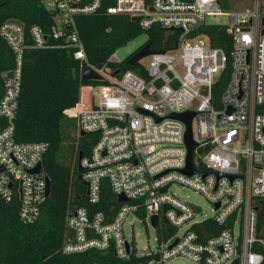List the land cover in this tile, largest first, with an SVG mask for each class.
<instances>
[{
	"label": "built area",
	"instance_id": "obj_1",
	"mask_svg": "<svg viewBox=\"0 0 264 264\" xmlns=\"http://www.w3.org/2000/svg\"><path fill=\"white\" fill-rule=\"evenodd\" d=\"M103 1L42 0L56 24L52 37L69 40L82 61L87 57L75 17L95 12ZM114 1L106 6L109 13L139 18L145 29L154 23L177 29L179 42L174 49L147 56V76L128 69L113 77L109 68L87 66L106 81L82 86L79 102L70 109L78 134L83 130L98 135L81 160L87 195L90 202H98L106 179L116 197L124 194L129 201L121 203L110 221L103 212L73 208L66 234L72 229L75 240L68 242L65 234L63 251L112 249L125 264H170L177 256L193 264H264V3L253 0L251 8L232 10L220 0ZM217 15L228 16L223 25L232 36L230 55L211 46L208 34H193L207 24V16ZM13 19L0 26L14 55L0 97V196L7 202L17 196L19 219L30 224L47 199L45 177L32 170L43 162L48 143L18 141L14 119L26 50L55 44L41 25L27 27ZM108 61L122 60L115 51ZM223 73L226 83L215 98L213 86ZM187 110L195 112L192 131L195 126L197 135L193 132L197 172L190 175L181 171L188 157L186 125L169 117ZM174 183L200 191L213 215L194 219L202 214L201 206L172 191ZM130 213L145 222L158 215L163 222L157 229L158 243L148 253L138 252L134 239L125 235ZM190 220L191 226L177 235V228Z\"/></svg>",
	"mask_w": 264,
	"mask_h": 264
},
{
	"label": "trees",
	"instance_id": "obj_2",
	"mask_svg": "<svg viewBox=\"0 0 264 264\" xmlns=\"http://www.w3.org/2000/svg\"><path fill=\"white\" fill-rule=\"evenodd\" d=\"M233 0H220L224 8ZM114 0H104L101 8L93 13L75 17L78 33L83 43L87 61L74 56L76 47L65 38L55 39L51 33L56 26L53 16L42 0H0V26L10 18L24 22L28 27L39 24L55 46L28 49L25 52L19 105L14 119L18 141H45L48 148L43 156V168L51 179V192L44 202L39 218L30 224L19 219V199L15 196L7 202L0 196V264H125L115 257L112 249L87 250L65 253L66 220L76 207H85L90 214L103 212L112 220L121 207L108 181H102L100 199L89 201L87 187L78 180L77 161L79 151L87 155L98 135L89 133L80 137L76 118L70 109L79 102L81 88L106 81H86L82 70L89 64L97 68H109L112 72L131 69L147 76L142 61L127 63L138 49L150 44L154 51L174 49L180 31L154 23L145 29L139 18L128 14L109 13L107 5ZM142 32L147 40L120 63L108 61L111 53L127 45ZM206 33L209 44L222 47L228 55L233 48L232 36L223 24L207 23L193 34ZM14 55L0 35V97L3 93V72L12 68ZM226 83V74L213 86L215 98ZM141 214V212L139 213ZM143 214V213H142Z\"/></svg>",
	"mask_w": 264,
	"mask_h": 264
},
{
	"label": "rangeland",
	"instance_id": "obj_3",
	"mask_svg": "<svg viewBox=\"0 0 264 264\" xmlns=\"http://www.w3.org/2000/svg\"><path fill=\"white\" fill-rule=\"evenodd\" d=\"M253 0H233L231 9H244L245 7L251 8ZM264 3V0H262ZM207 23H220L226 24L228 22V16L217 15V16H207ZM147 40L146 32H142L135 39L131 40L127 45L119 48L116 51L117 56L120 60H124L130 54H132L138 47L145 43ZM142 63L147 64L148 58L145 57ZM83 89V88H82ZM81 89V90H82ZM82 92V91H81ZM82 96V95H81ZM193 132L196 135V127L194 126ZM171 190L174 191L181 198L192 201L202 208V214H199L194 219H202L204 217H210L213 215V209L210 202L205 198V196L198 190L185 186L180 183H174L171 186ZM192 220L186 222L182 226L177 228V235H181L186 229L191 226ZM163 225V222H160ZM125 235L128 239H134L135 247L140 253H148L150 250L154 249L158 243V230L152 225L151 221H143L141 218L130 213L124 223ZM170 264H193L190 260L177 256L170 260Z\"/></svg>",
	"mask_w": 264,
	"mask_h": 264
},
{
	"label": "water",
	"instance_id": "obj_4",
	"mask_svg": "<svg viewBox=\"0 0 264 264\" xmlns=\"http://www.w3.org/2000/svg\"><path fill=\"white\" fill-rule=\"evenodd\" d=\"M132 18L135 19V17H132ZM13 21H15L17 23H21V20H19V19H13ZM153 52H154V50L151 49L150 44L149 43L145 44L143 47L138 49L131 57H129L127 59V63L128 64H132V63L141 61L143 58L147 57L148 55L152 54ZM120 71H121V68L116 69L113 72L112 76L115 77L118 73H120ZM2 76H3V78L10 77L11 76V72L10 71H5V72H3ZM81 77H82L83 80H86V81H92V80L105 81L104 76L99 71H97L96 69H94L92 67L84 68L82 70V72H81ZM194 115H195V112L189 111V110L184 111V112H173V113H171L169 115V117L177 118V119L182 120L185 123V125H186L185 142H186V146L188 148V157H187V164L181 171L185 172V173H187L189 175L197 172V169L195 168V166L193 164V149H194V147H195V145L197 143L196 140L193 137V131H192V119H193ZM78 135L80 137H84V136H86V132L83 131V130H80ZM82 158H83V152H82V150H80L79 154H78V161H77L78 180L80 182L84 183L86 185V187H88L89 184L83 178V175H82V171L84 169L82 164H81ZM32 171L33 172H39L45 177V179H46V195L48 197L50 195V192H51V179L47 175V173L45 172V170L43 168V162H41ZM206 173L207 172H201V174H203V175H205ZM166 189H167V187L165 186V187L161 188L160 191L161 192L162 191H166ZM87 194H88V188H87ZM117 200H118L119 203L129 201V199L124 194H119L117 196ZM167 208H168V205H165L164 209H163V222L164 223L168 222V219L165 216V212H166ZM74 213H75V211L72 210L70 212V215H73ZM151 222H152V225L156 229L159 228L160 219H159L158 215H153L151 217ZM66 240L68 242H73L75 240L74 231L72 229H70V228L67 230ZM237 261L238 260H236L235 263H237Z\"/></svg>",
	"mask_w": 264,
	"mask_h": 264
}]
</instances>
